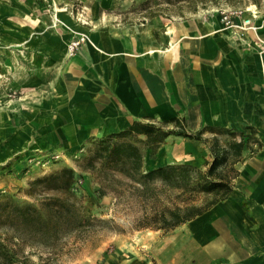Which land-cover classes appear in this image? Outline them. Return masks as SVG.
<instances>
[{"label": "crops", "instance_id": "crops-1", "mask_svg": "<svg viewBox=\"0 0 264 264\" xmlns=\"http://www.w3.org/2000/svg\"><path fill=\"white\" fill-rule=\"evenodd\" d=\"M226 7L244 12L238 26L255 7L254 29L226 28L216 10L182 16L163 0H0V44L24 56L14 84L23 98L0 110V175L21 174L31 138L61 153L134 122L231 130L247 145L230 160L232 193L172 230H147L134 253L121 248L113 259L264 264V9ZM80 35L87 42L69 56Z\"/></svg>", "mask_w": 264, "mask_h": 264}, {"label": "trees", "instance_id": "trees-1", "mask_svg": "<svg viewBox=\"0 0 264 264\" xmlns=\"http://www.w3.org/2000/svg\"><path fill=\"white\" fill-rule=\"evenodd\" d=\"M163 1L170 6H177V12L183 16L187 12L196 13L200 8L223 5L235 7L248 0ZM249 1L256 6L260 4V0ZM206 135L211 137L210 141L204 138ZM236 136L231 130L212 127L191 133L180 118L156 123L134 122L119 133L92 138L84 143L81 150L90 148L87 156L76 163L79 175L72 168H62L54 174L30 182L26 195L35 200L36 205L19 207L0 204V224L6 223L15 231L13 241H16L17 247L33 243L43 249H50L55 241L66 236L91 229L94 223L80 204L85 188L79 185V182H83L82 175L89 174L99 182L95 194L100 200L109 194L119 196V191L129 187L140 194L141 199L155 203L162 201L160 193L166 191H177L178 196L186 195L185 200L190 204L186 203L184 208L155 210L151 216H147L150 219L146 217V224L142 226L143 229H153L155 225L156 230H172L201 215L232 193L231 181L236 177V171L230 167L233 164L230 160L237 158L247 146L242 140H234ZM170 137L205 144L211 159L205 165L206 170L203 172L199 167L183 164L145 171L146 160H154ZM54 157L45 155L32 160L21 174L25 175L39 166L36 163L52 164ZM196 197L204 199V203H191ZM26 258L19 260L15 247L12 251L0 243V264H29Z\"/></svg>", "mask_w": 264, "mask_h": 264}, {"label": "rangeland", "instance_id": "rangeland-1", "mask_svg": "<svg viewBox=\"0 0 264 264\" xmlns=\"http://www.w3.org/2000/svg\"><path fill=\"white\" fill-rule=\"evenodd\" d=\"M241 5L235 7L239 8ZM259 6L264 9V1L260 0ZM221 8L227 10L226 6H219L200 8V11L206 13V11L216 10L221 14L220 10H224ZM201 18L204 19V16L202 15ZM17 49L21 48L12 51V48H8L6 44H0V110L7 103L20 101L23 98L21 88L14 86L17 83L16 80L20 73L19 70L22 68L24 57L23 51L18 52ZM13 52L16 53L14 61L10 59ZM7 57L12 62L9 65L6 64ZM189 130L196 131L197 129L190 128ZM32 139H30V144L25 149L28 153L25 157L26 164L45 155L58 156L59 160L44 166L36 163L39 166H35L33 170L25 173V175L18 174L13 178L6 177L10 174L8 172L0 175V204L19 207L36 205L35 200L28 198L26 195L30 182L54 174L62 168L73 167L76 174L79 175L80 172L76 168V163L81 162L87 156L90 148L87 147L85 150H81L66 146L61 153L44 152L36 148ZM10 148L13 149L12 146ZM15 157L17 158L18 155H15ZM209 160L207 151L198 144L189 143L186 139L170 137L166 140L154 161L147 165L148 167H154L158 165L193 164L204 172L206 170L205 165L210 162ZM82 176V186L85 188V194L82 195L80 204L86 215L90 214L88 218L94 223L91 229L81 234L66 236L59 241H55L50 249H43L33 243L17 247L16 241H13L15 231L6 223H2L0 224V243L12 251L15 247L17 258L21 260L27 257L25 260L29 264H118L113 258L121 248H127L131 250V253H134L139 248L140 242H142V234H145L147 230H156L155 225L153 229L142 228L146 224L145 219L151 218L147 216H151L153 211L162 208H184L186 203L187 205L190 204L185 200L186 195H184L185 197L178 196L179 192L177 191L160 193L162 201L155 203L152 200L141 199V195L130 190V187L119 191V196L107 195L108 201H103V199H98L95 194L99 182L92 175L84 174ZM192 200L191 203L196 205L204 203V199L201 197ZM110 256H112L111 259H109Z\"/></svg>", "mask_w": 264, "mask_h": 264}, {"label": "built area", "instance_id": "built-area-1", "mask_svg": "<svg viewBox=\"0 0 264 264\" xmlns=\"http://www.w3.org/2000/svg\"><path fill=\"white\" fill-rule=\"evenodd\" d=\"M255 8V7H254ZM246 10V12L250 13V18L242 19V25L238 26L233 21L235 18H241L242 14L244 13L242 10H236V11H229V12H222V21L226 28H235V29H241V30H247V29H254L252 27V19L256 18L258 13L257 10ZM87 42L86 36H77L72 38L70 43L67 46V51L70 56L74 55L82 45H84ZM55 160L59 159L58 156L54 157ZM39 164V163H38ZM44 166V165H43ZM79 185H82V182H79Z\"/></svg>", "mask_w": 264, "mask_h": 264}, {"label": "bare ground", "instance_id": "bare-ground-1", "mask_svg": "<svg viewBox=\"0 0 264 264\" xmlns=\"http://www.w3.org/2000/svg\"><path fill=\"white\" fill-rule=\"evenodd\" d=\"M253 10V9H252ZM261 36V35H260Z\"/></svg>", "mask_w": 264, "mask_h": 264}]
</instances>
